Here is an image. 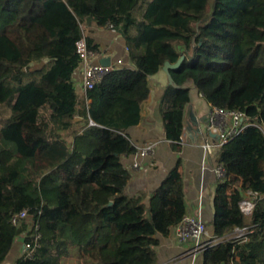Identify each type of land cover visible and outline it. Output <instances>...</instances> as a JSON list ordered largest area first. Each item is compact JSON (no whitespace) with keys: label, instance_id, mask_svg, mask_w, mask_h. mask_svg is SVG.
Returning a JSON list of instances; mask_svg holds the SVG:
<instances>
[{"label":"trees","instance_id":"obj_1","mask_svg":"<svg viewBox=\"0 0 264 264\" xmlns=\"http://www.w3.org/2000/svg\"><path fill=\"white\" fill-rule=\"evenodd\" d=\"M92 22L123 36L133 67L82 96L77 42ZM181 55L161 103L174 149L193 89L253 123L217 155L225 177L211 225L220 242L202 264H264V0H0V264L20 240L33 256L15 264L159 263L161 237L187 215L180 161L149 208L145 194L127 193L122 158L137 153L127 131L142 120L149 78ZM246 192L250 217L241 207ZM24 210L30 223L13 224ZM245 227V237L231 239Z\"/></svg>","mask_w":264,"mask_h":264},{"label":"crops","instance_id":"obj_2","mask_svg":"<svg viewBox=\"0 0 264 264\" xmlns=\"http://www.w3.org/2000/svg\"><path fill=\"white\" fill-rule=\"evenodd\" d=\"M85 39H91L100 50V56L95 63H101L109 58L112 64L123 61L124 67L132 68L129 49L123 36L110 27H102L96 23L84 25ZM74 83L78 93L85 95L84 66L80 65L74 74ZM150 95L142 104V120L139 125L131 127L127 134L134 145L144 146L154 143V154L138 157L136 154L124 156L123 165L131 173V180L127 186V193L131 196L145 194L146 204L150 208L151 198L160 187L167 174L180 161V172L184 176L186 192L187 215L200 217L207 225V232L203 241L215 239L214 227V197L218 185L215 167L218 165L217 155L206 152V143H216L217 139L208 133L206 119L210 106L203 97L193 89L191 102L187 108L190 117H185V126L180 144V150L174 149L173 143L167 140L161 114V103L167 88L171 85L168 75L161 69L149 78ZM192 113L197 117L200 128L192 125ZM82 122L81 117L76 118ZM138 163V167H135ZM24 242L20 240L12 249L4 264H15L24 254ZM194 242H182L175 235L174 229L166 237H161L157 249L158 264H202L203 257L193 254Z\"/></svg>","mask_w":264,"mask_h":264},{"label":"built area","instance_id":"obj_3","mask_svg":"<svg viewBox=\"0 0 264 264\" xmlns=\"http://www.w3.org/2000/svg\"><path fill=\"white\" fill-rule=\"evenodd\" d=\"M77 52L80 57V65L84 66V90L92 89L97 83H99L106 75L112 73L116 69L122 68L123 61L119 60L117 64L104 66L101 63H95L100 53L92 51L88 48L87 41L84 38L77 42ZM199 94V93H198ZM200 95V94H199ZM210 106V105H209ZM190 113H186L185 117H190ZM206 128L209 134L213 135L216 139V143H206L204 148L206 152L212 153L214 147L220 149L242 134L246 128L253 125L247 115L241 111H227L223 109L213 108L210 106L209 114L207 116ZM156 145L154 143H147L137 149L136 155L138 157H144L150 154H154ZM135 167H138V163H135ZM215 172L219 180L225 177V169L221 165L215 167ZM250 196H252V193ZM250 199V198H249ZM243 212L249 216L252 215L255 208L254 200L244 199L241 203ZM31 215L27 210H24L11 219L13 224H19L22 221L29 222ZM31 221V220H30ZM38 231L39 227L32 223L31 229ZM30 230V229H29ZM175 235L182 242H194L193 254L196 257H203L205 251L212 245H217L220 240L214 239L212 241H203L207 232V225L200 217L186 215L181 223L174 229ZM249 233V228H239L235 231V237L231 239H241ZM39 237V236H38ZM24 254L28 257L33 256V247L31 244H24Z\"/></svg>","mask_w":264,"mask_h":264},{"label":"water","instance_id":"obj_4","mask_svg":"<svg viewBox=\"0 0 264 264\" xmlns=\"http://www.w3.org/2000/svg\"><path fill=\"white\" fill-rule=\"evenodd\" d=\"M184 60H185V55H181V57L179 58V60L176 63H171V62L167 61L164 64L162 69L168 75V78H169L171 85H174V80H173L171 71L179 69L181 67L182 63L184 62ZM101 64L104 66H109V65H111V60L109 58H104L101 60ZM196 93L198 94L197 91H196ZM91 125H95V123L93 121H91ZM192 125H195L196 127L200 128V124L197 121V117L193 113H192ZM199 130L201 132V128ZM217 153H219V148L214 147L212 150V155L215 156Z\"/></svg>","mask_w":264,"mask_h":264},{"label":"rangeland","instance_id":"obj_5","mask_svg":"<svg viewBox=\"0 0 264 264\" xmlns=\"http://www.w3.org/2000/svg\"><path fill=\"white\" fill-rule=\"evenodd\" d=\"M245 198L246 199H248V200H250V199H252V200H254L253 199V197L252 196H250V193L249 192H246V194H245ZM250 198V199H249ZM61 201L63 202V203H67L66 202V198H62L61 199ZM251 215H249V217H250ZM30 220H31V218H29V222H30ZM236 235H231V238H233V237H235ZM64 264H78L77 263V260L74 258V257H71V258H69V259H67L65 262H64Z\"/></svg>","mask_w":264,"mask_h":264}]
</instances>
